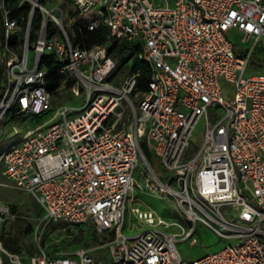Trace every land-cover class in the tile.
Instances as JSON below:
<instances>
[{
	"label": "built area",
	"instance_id": "1",
	"mask_svg": "<svg viewBox=\"0 0 264 264\" xmlns=\"http://www.w3.org/2000/svg\"><path fill=\"white\" fill-rule=\"evenodd\" d=\"M70 1L80 15L96 12L90 28L103 23L109 41L138 45L149 88L136 105L137 73L109 80L117 62L108 43L74 45L65 11L50 0H0V124L11 112L49 117L5 146L2 174L37 199L45 219L92 222L101 241L49 247L38 229L35 248L13 251L0 236V264H264V73H248L264 39V0ZM46 53L60 64V88L73 82L81 105L54 104ZM224 81L233 87L225 91ZM140 164L144 188L174 197L188 228L133 205L147 227L124 233ZM198 224L227 241L188 260L177 243H195ZM172 225L180 232L161 228Z\"/></svg>",
	"mask_w": 264,
	"mask_h": 264
},
{
	"label": "rangeland",
	"instance_id": "2",
	"mask_svg": "<svg viewBox=\"0 0 264 264\" xmlns=\"http://www.w3.org/2000/svg\"><path fill=\"white\" fill-rule=\"evenodd\" d=\"M52 3L60 6L66 13L65 22L67 27H70L71 22L76 17H79V12L74 4L69 0H50ZM85 19L97 18L96 12L91 11L83 16ZM236 32H231L235 35ZM239 41V37L235 38ZM257 53L249 66L248 73L258 71L264 73V39H262L258 46ZM123 74L117 78L120 85ZM225 91L231 89L232 84L223 82ZM233 92H225V96L230 97ZM84 98V97H83ZM83 98H74L70 86H64L53 94V102L55 105L69 104L81 105ZM133 98L138 105L141 98V93L133 95ZM48 116H34L29 113L11 112L6 119L0 124V155L6 145L11 144L15 139L23 135L28 129H33L43 125ZM204 120H201L196 127L192 137L193 144H198L203 136ZM153 166L156 171L161 174V178L166 182L170 181L173 173L167 172L163 166L159 165L157 160L153 159ZM143 166L140 164L136 171V177L140 181L141 186L137 187L133 193V201L128 204L124 233L127 236H133L146 229V225L142 224L131 211V207L140 206L143 210H152L155 216L161 217L172 222H180L188 228L190 223L185 220L182 214L181 206L174 197H163L158 193H153L144 188L142 171ZM174 186H178L173 181ZM9 208V212H3ZM222 210L228 212L229 208L223 206ZM28 227L31 228L30 231ZM168 232H180L177 226H162ZM39 229V235L42 236L43 242H47L49 247L57 246L61 248H75V247H96L100 245V235L92 222L82 225H72L64 221H48L44 218V212L38 203L37 199L30 193L20 190L15 187L2 174V166L0 163V236L3 241L5 238H10L12 244L18 247V250L35 248L34 235ZM195 243L190 239H182L177 243L178 249L185 259L191 260L204 255L208 252L218 250L226 243V239L222 238L216 231L211 230L202 224H198Z\"/></svg>",
	"mask_w": 264,
	"mask_h": 264
},
{
	"label": "trees",
	"instance_id": "3",
	"mask_svg": "<svg viewBox=\"0 0 264 264\" xmlns=\"http://www.w3.org/2000/svg\"><path fill=\"white\" fill-rule=\"evenodd\" d=\"M70 1V0H69ZM80 15L71 22L70 27H67L69 37L74 45L81 47L90 48L96 44L108 43V53L117 62V68L110 76L109 80H116L122 74L125 76L129 73H137V87L133 90V95L142 93L148 90L149 80L151 76V65L146 60L140 58V50L138 45L112 38L109 41L110 30L107 26L101 23L95 28H90V23L95 19H85ZM55 27L50 25V36L54 33ZM2 33V32H1ZM16 38V35H14ZM42 65L50 68L47 73V88L52 93L58 92L59 88L63 84V78L59 73L60 64L54 53H46L43 55ZM73 82L68 85L71 86ZM143 151L150 162L153 161V153L147 147L145 141H141ZM79 225V224H77ZM31 228L28 227L27 231ZM5 245L13 251H19L18 247L13 245L10 238H5ZM57 247V246H51Z\"/></svg>",
	"mask_w": 264,
	"mask_h": 264
}]
</instances>
